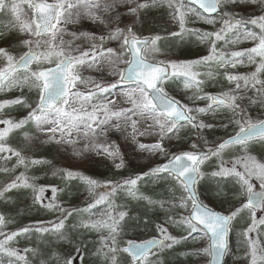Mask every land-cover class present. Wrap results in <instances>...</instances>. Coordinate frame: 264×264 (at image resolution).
Here are the masks:
<instances>
[{
	"label": "snow or ice",
	"instance_id": "6c2138e0",
	"mask_svg": "<svg viewBox=\"0 0 264 264\" xmlns=\"http://www.w3.org/2000/svg\"><path fill=\"white\" fill-rule=\"evenodd\" d=\"M163 3L175 9L174 18L179 21L180 31L172 32V36L195 31L185 28V18L190 14L208 24H215L218 19L222 21L223 26L219 30L197 32L200 39L209 44L207 56L180 62L153 61L152 57L160 52L158 42L163 37L141 38L135 33L134 25L142 10ZM24 5L31 10V15ZM228 6H235L232 12L226 11ZM241 6H248L257 14L247 18L237 16L235 8ZM0 12L12 17L11 27L25 36L20 46L27 49L17 55L0 47V61L4 62L0 67V92L25 87L38 92L35 107L27 103L23 96L0 100V125L4 126L0 128V154H4L0 159L15 157L17 166L23 165L25 170L30 166L51 163L27 159L20 150L6 143L12 132L29 123L38 132L47 135L45 143L72 146L76 156L93 151L98 156L112 159L116 169L124 168L125 161L119 145L107 139L108 132L113 129L127 133L125 139L135 143L139 150L168 157L166 163L116 182H101L79 171L55 169L53 175H61L65 180L79 179L87 185L90 194L96 193L97 188L105 189L83 209L69 210L57 203H44L45 186L36 185L34 178L24 173L16 176L0 188V200H4L5 194L13 189H31L34 203L49 210L55 209L61 216L55 221H48L46 226H26L8 232L5 228L10 220L0 214V264H5L3 257L9 258L7 264H29L27 253L34 250L25 248L24 254H21L9 246L16 237L35 231L62 238L66 221L73 212H87L91 216V209L101 204H106L107 209L99 219L82 218L79 225L73 227L107 233L100 235L97 250V255L107 264H119L120 253L130 257V264H162L160 253L172 249L198 231L203 233L208 243L205 248L194 250L192 255L204 254L212 257L214 264H220L221 257L229 247L231 225L244 212L249 214V223L241 235L247 244L249 264H264V244L258 231L264 225V215L257 218V212L264 213V191L256 194L253 184V180H256L264 189V162L248 153L251 142L264 143V118L253 119L248 111L250 107L264 109V0H0ZM123 16L136 19L130 24H122ZM85 20L97 25L101 32L66 31V25ZM246 25H253L258 30H249ZM65 35H71L73 40L66 41L63 38ZM82 38L89 41L86 49L80 45L74 46V41ZM242 40L253 42L254 46L227 53L217 48L219 41H224L227 46L236 45ZM108 41L118 42V48L105 47ZM120 65L126 67L121 68ZM213 65L223 69H235L238 65H254L255 68L248 73L225 71L224 78L234 87L217 94L205 93V79L201 77L214 78L215 73L211 70L201 72L199 69H211ZM105 66L109 75L117 77L113 82L105 84L82 75L86 68L102 71ZM173 78H183L184 89H191L193 93L188 99L194 103L205 101V106L189 107L170 96L166 84ZM78 85L85 86L87 91H80ZM117 89L119 91H114ZM249 92L252 95H248ZM112 96L123 97V100L118 103ZM245 99L247 105L243 104ZM14 105L30 108L31 111L22 119H12L5 109ZM201 114L213 117L224 114L219 127L228 129L234 125L235 134L222 139L215 148H208L207 151L170 152L164 141L178 138L181 129L188 127L198 140H203L207 145L208 141L202 133L217 125L198 119ZM46 125L49 127L46 128ZM148 136L156 137V142H140V137ZM24 137L29 142L32 139L27 132ZM81 138L86 143L82 149L76 148ZM234 146H240L245 154L237 157L231 167H226L223 153ZM198 147L196 142L190 145L191 149ZM212 157H216L220 163L218 170L210 175L234 177L239 185L237 198L241 203L228 214L211 209L197 195L196 185L205 175L201 165ZM0 171L11 170L5 167ZM164 174L172 177L182 189L179 203L153 200L139 193V182ZM51 190L53 193L57 191L55 187ZM118 191L127 193L133 199L146 200L149 205L158 204L163 208L168 203L172 208L183 209L188 215H182L179 219L169 216L165 223L184 227L187 235L178 238L164 225H157L158 237L140 242L127 240L121 246L120 238L124 234L122 222L127 213L119 211L113 214L114 205L109 199ZM253 233L256 235L253 236ZM77 259L83 264V246H76L74 254L68 258L61 260L57 257L58 264H74Z\"/></svg>",
	"mask_w": 264,
	"mask_h": 264
},
{
	"label": "rangeland",
	"instance_id": "374dc122",
	"mask_svg": "<svg viewBox=\"0 0 264 264\" xmlns=\"http://www.w3.org/2000/svg\"><path fill=\"white\" fill-rule=\"evenodd\" d=\"M51 2V0H49ZM26 11L31 15V10L27 8V5L23 6ZM235 6H228L226 11L232 12ZM245 6L235 8V14L237 16H250L257 13H254V10L250 7L247 9ZM174 8L168 7L167 3L158 4L157 6L151 7L149 9H144L140 13L139 20L134 25L135 33L141 37L145 36H156L160 35L163 37V40L160 41L161 47H168L167 40H176L178 44L187 45L186 40L192 41V48L187 52L179 51L181 53L179 56H176V50L174 48H168L167 51H162L152 57L153 61H188L196 60L200 57L207 56L209 54V44L200 39L198 33L211 32L219 30L223 24L221 20H217L215 24H208L197 18L195 15H188L185 18V28L195 30L193 32H185L188 35L185 36V33L182 36H172V32H179V21L174 18ZM10 17L12 23V17L5 13L0 12V17L7 18ZM245 18V17H244ZM122 24H130L132 20L136 19L135 17L123 16ZM250 30H258L253 25H246ZM68 33L78 32H94L99 34L101 28H98L97 25L91 23L90 21H81L78 24H69L65 26ZM248 28V29H249ZM10 37H18L20 41L25 38L17 29L10 27L8 29ZM234 35V34H230ZM66 41L73 40L71 35H65L63 37ZM20 41L14 43L10 51L19 55L26 51L27 49L20 46ZM2 42L0 41V44ZM80 45L82 48H88L89 41L87 39H79L74 41V46ZM118 42L108 41L105 44V47L118 48ZM179 46V45H178ZM253 42L242 40L236 45L229 44L225 46L224 41H219L217 43V48L223 51L230 52L233 50H242L245 48L253 47ZM174 52L175 54H172ZM191 54H188L190 53ZM186 54V55H184ZM184 55V56H183ZM191 55V56H190ZM3 61H0V67L3 66ZM35 67V65L33 66ZM121 68L126 67L125 65H120ZM254 65H238L235 69H223L218 68L215 65L211 69L207 67H201L199 70L201 72L213 71L215 73L214 78H204L205 84L203 85V91L205 93L217 94L222 91H228L233 88V84L224 78L223 73L225 71H231L234 73H248L254 71ZM84 77H91L102 83H110L117 79L116 76L109 75V70L105 66L102 71H97L95 69H85L82 72ZM215 78H224V86L213 87L211 88L210 80ZM183 78H173L169 80L166 84V91L170 96L174 97L176 100L180 101L182 104H186L189 107H204L205 101H196L195 103L188 99L191 96V89H184ZM80 91H87V88L83 85H78ZM119 91V89L114 90ZM252 95V93H248ZM23 96L27 103L31 104L32 107H35V102L38 98V92L35 89H29L27 87L21 89L13 88L11 91L0 92V100L4 99H14L16 97ZM112 99H116L118 103L123 100V97L112 96ZM248 101L245 99L243 101L244 105H247ZM127 107L128 105H122ZM19 109V110H17ZM18 111H21L18 113ZM31 111L30 108L23 107L21 105H14L11 108L5 109V113L8 117L19 120L26 117ZM249 114L253 119L264 118V109L259 107H250L248 109ZM195 114V113H193ZM224 114H218L213 117L211 115H199L198 119L205 121L206 123H212L217 125L212 129H205L202 133L208 141L207 145L204 144L203 140L194 139L189 140V134H184L185 130L181 129L178 138L171 140H165L164 144L170 152H181L187 150L196 151L197 149H191L190 145L193 142H200L201 145L205 146L206 149L213 148L218 142L222 139H227L230 135L235 134V126L230 125L228 129H223L219 127V124L223 121ZM115 123V121H113ZM4 127L0 125V128ZM49 127L48 125L45 126ZM28 129V130H27ZM24 130L31 132L29 136L32 137L31 141H27L24 137ZM21 134L25 144L23 147L20 146L22 155L27 159H37L42 160L39 154V150L47 149V146H54L58 150V153H61V156L64 154L67 161H61L52 156L51 163L48 164H38L30 166L25 170L23 165L17 166V159L12 157L9 160L0 159V168H8L11 171L3 172L0 171V188L4 185L10 183L16 176H19L21 173H24L26 176L34 178V183L39 186H45L46 191L44 193V203H57L64 209H83L91 203L98 194L105 191L104 188H97L96 193L90 194L88 187L79 179L74 180H65L61 175H53V171L57 168H65L73 171H79L84 175L92 177L98 181L104 182L111 180L113 182L122 181L129 177H134L137 174L143 173L149 170L152 167L162 164V162L167 161V156H162L159 153H152L146 150H139L135 143L129 142L125 139L127 133H121L116 130H110L108 132L107 139L109 141L115 142L119 145L120 151L123 154V159L125 161V167L122 169H116L112 159L103 156L96 155L93 151H85L83 155L76 156L73 154V147L63 144H56L54 142L45 143L47 140V135L44 133L38 132L34 125L31 123L24 126V128L15 130L12 132L6 143L11 146L12 140L16 141V147L20 145V140L17 141L18 135ZM75 137V133L73 134ZM196 137V136H195ZM140 142L145 144H152L156 142V137H140ZM86 141L80 139L76 148L82 149ZM52 150V149H51ZM50 150V151H51ZM35 153H31L34 152ZM31 154L30 158L27 154ZM248 153L254 156L258 161L264 162V143H252L248 145ZM245 153L241 151L240 147L237 150L226 149L223 153V160L225 161L226 167H231L232 162L239 156L244 155ZM4 154H0L2 156ZM10 155V154H8ZM118 162V161H116ZM220 161L213 157L212 159L206 160V162L201 166V171L205 173L204 177L199 180L197 191L200 197V200L210 206L211 209L220 211L221 213L228 214L230 210H234L235 207H238L241 203L240 199L237 198V193L239 190V185L236 182L234 177L220 178L212 177L210 173L218 170V165ZM14 169V170H13ZM255 185V190H261L260 184L258 181L253 180ZM55 187L57 191L52 192V188ZM63 189V191L61 190ZM28 191V198L25 200V208L21 211H16V213H6L4 208V203L6 198L16 199V194L12 192H17V190ZM139 193L150 197L153 200L158 201H171L174 203H179V197L183 194L182 189L179 187L178 183L172 178H145L143 181L138 184ZM12 191V190H11ZM5 194V199L0 200V214H3L6 220H10V223L7 224L6 231H13L18 227L23 226H46L48 221H55L58 217L61 216V213L55 209L49 210L43 207L39 203L33 202V192L31 189L26 188H17L13 189L12 192ZM64 192V193H63ZM53 197L55 199L53 200ZM114 207L112 208L113 214H116L119 211H124L127 213L124 221L122 222L123 226V235L121 239V246H124L123 242L127 240L134 241H144L158 237L159 233L156 231L157 225H164L168 228L169 232L176 237H183L187 235V232L184 227H175L171 223H165L169 216L179 219L182 215H188L183 209L172 208L170 204L166 203L163 208L157 205H149L146 200L142 199H133L131 196L123 191H118L114 196L109 198ZM3 208V209H2ZM107 209L106 204L98 205L96 208L91 209V216L87 212H73V215L68 218L66 221L64 232V237L58 238L56 235L50 233H37L32 231L27 234V240L20 243V245L25 249H33L34 252L27 253L29 258V264H58L57 257L61 260L70 257L74 254L76 246H83V264H107L102 257L97 255V250L100 247L99 239L100 235H107L106 232L100 233L94 230L83 229L80 227H73V225H79L81 219H99L101 214L104 213ZM248 213L244 212L241 216L237 217L236 220L232 223L230 231V246L229 253L236 247V254H233L229 259V264H249L248 258V248L247 244L241 235L243 229L248 226L249 219ZM264 213H257V218H259ZM130 217V218H129ZM23 222H27L23 225ZM32 222V223H31ZM33 225H31V224ZM261 243L264 244V225L260 226L258 229ZM253 236L256 233L252 234ZM232 244V245H231ZM207 246V239L203 237V233L194 232L187 240H181V242L175 245L172 249L164 250L160 253L162 257V264H174L175 257L178 258L180 264H208L209 256L201 254L200 256L192 255V252L197 249H203ZM174 253V254H173ZM176 255V256H175ZM166 256V257H165ZM155 260L156 257H151ZM179 261L175 260L176 264ZM227 263V262H226ZM74 264H80L79 259L74 261ZM119 264H130V257L125 253L119 254Z\"/></svg>",
	"mask_w": 264,
	"mask_h": 264
},
{
	"label": "trees",
	"instance_id": "16d2710c",
	"mask_svg": "<svg viewBox=\"0 0 264 264\" xmlns=\"http://www.w3.org/2000/svg\"><path fill=\"white\" fill-rule=\"evenodd\" d=\"M245 9H247L248 8V6H245L244 7ZM6 34V35H5ZM10 35V33H6V31L4 30V28H3V25L2 24H0V39H1V47H3V48H7V49H11L12 47H14V43H16V41H20V38H18V37H10L9 36ZM186 35H188V33H185V36ZM167 41V44H168V47H163V50L164 51H167L168 50V48H174V50H176L177 52V54H176V56H179L181 53H178L180 50L181 51H186L187 50V52L189 51V50H191V48H192V41H191V43H190V41L189 40H186V42H187V45H184V44H178L177 42H176V40H171V39H166ZM179 45V46H178ZM172 54H175L174 52H172ZM188 54H191V52L190 53H188ZM182 55V54H181ZM184 55H186V54H184ZM183 55V56H184ZM191 56V55H190ZM223 79L222 78H217V79H214L213 80V82H209L210 84H211V88H213V87H221V86H224V82L222 81ZM184 129H187V131H185V134H189V137L190 138H194V134H193V130L190 128V127H188V128H184ZM196 139H197V137H196ZM198 148H200V149H204V146L203 145H201L200 144V142L198 141ZM42 155L43 156H41V158H43V159H45V160H47L48 161V158L49 159H52V156L53 157H56V159H59V160H61L62 162H63V160H65V159H67V157H65V156H63V157H59V156H56V155H54V154H52V153H49V152H47V151H43V153H42ZM21 203H23V202H20L19 204H21ZM24 227V226H23ZM22 228V227H21ZM18 229H20V227H18ZM17 228L15 229V230H18ZM5 231H6V228H5ZM11 231V229L10 230H8V232H10ZM14 231V230H13ZM29 233H31V232H29ZM29 233H27V234H29ZM27 234H24V235H21V236H18V237H16L12 242H10V245L9 246H11V247H14V248H16L17 250H19L20 252H21V254H24L23 253V250H24V248L20 245V243L22 242V240L23 241H26L27 240ZM233 254H236V251L235 250H232L231 251V253L229 254V256H228V259H230L231 257H232V255ZM28 255V254H27ZM3 259L5 260V264H7V260L9 259L8 257H3ZM29 259V258H28ZM175 260H177V261H179L178 260V258H176L175 257V259H174V264H176V262H175ZM21 264H22V262H21ZM32 264V263H31ZM177 264H180V261H179V263L177 262Z\"/></svg>",
	"mask_w": 264,
	"mask_h": 264
},
{
	"label": "bare ground",
	"instance_id": "6f19581e",
	"mask_svg": "<svg viewBox=\"0 0 264 264\" xmlns=\"http://www.w3.org/2000/svg\"><path fill=\"white\" fill-rule=\"evenodd\" d=\"M247 18L248 16H244ZM16 202V201H6L4 202V208L6 213H15L17 210L26 209L25 203ZM130 218V217H129Z\"/></svg>",
	"mask_w": 264,
	"mask_h": 264
},
{
	"label": "water",
	"instance_id": "95a60500",
	"mask_svg": "<svg viewBox=\"0 0 264 264\" xmlns=\"http://www.w3.org/2000/svg\"><path fill=\"white\" fill-rule=\"evenodd\" d=\"M257 194H259V193H257ZM226 253H227V251H226V252L224 253V255L221 257V259H220V264H224ZM210 264H214V260H213L212 257H210Z\"/></svg>",
	"mask_w": 264,
	"mask_h": 264
}]
</instances>
